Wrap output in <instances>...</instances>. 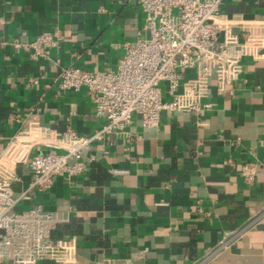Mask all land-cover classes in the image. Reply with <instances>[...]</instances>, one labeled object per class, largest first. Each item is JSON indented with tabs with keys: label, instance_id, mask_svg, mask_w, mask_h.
<instances>
[{
	"label": "crops",
	"instance_id": "0c3cea01",
	"mask_svg": "<svg viewBox=\"0 0 264 264\" xmlns=\"http://www.w3.org/2000/svg\"><path fill=\"white\" fill-rule=\"evenodd\" d=\"M224 11L261 17L264 0H226ZM0 18V149L34 114L60 131L101 127L86 89L61 91L57 78L63 66L117 68L145 21L139 1L0 0ZM54 29L62 39L51 58L34 61L12 44ZM33 76L41 83L27 85ZM232 88L214 90V106L199 114L163 111L157 126L134 113L94 143L83 173L24 204L57 211L53 237L77 236L82 264H264V64L247 65ZM245 162L256 165L253 183ZM18 173L20 190L30 174L24 165Z\"/></svg>",
	"mask_w": 264,
	"mask_h": 264
},
{
	"label": "built area",
	"instance_id": "2783aa9c",
	"mask_svg": "<svg viewBox=\"0 0 264 264\" xmlns=\"http://www.w3.org/2000/svg\"><path fill=\"white\" fill-rule=\"evenodd\" d=\"M138 1L145 21L138 38L123 43L117 68L92 71L69 65L61 67L57 78L61 91L86 89L95 114L104 119L101 127L88 135L70 126L60 131L34 114L0 149V264L47 259L82 264L77 236L53 237L62 221L57 211L39 202L24 203L51 189L56 178L72 180L83 173L94 158L86 157L94 143L129 127L134 113L145 127L157 126L165 110L199 114L214 106L208 100L214 90L232 92L247 65L264 64V14H228L226 0ZM61 39V31L54 29L12 44L28 48L31 59L38 61L51 58ZM41 80L33 76L26 84L35 86ZM19 165L27 167L30 180L17 190ZM241 171L246 182L255 181L254 163H243Z\"/></svg>",
	"mask_w": 264,
	"mask_h": 264
}]
</instances>
